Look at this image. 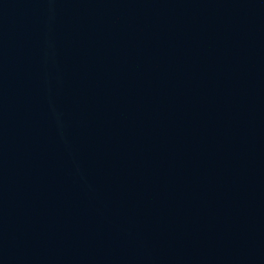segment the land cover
<instances>
[{
  "label": "water",
  "instance_id": "1",
  "mask_svg": "<svg viewBox=\"0 0 264 264\" xmlns=\"http://www.w3.org/2000/svg\"><path fill=\"white\" fill-rule=\"evenodd\" d=\"M0 264H264V0H0Z\"/></svg>",
  "mask_w": 264,
  "mask_h": 264
}]
</instances>
